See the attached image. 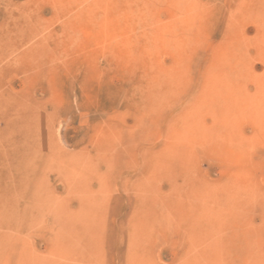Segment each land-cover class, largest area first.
<instances>
[{"label": "rangeland", "instance_id": "obj_1", "mask_svg": "<svg viewBox=\"0 0 264 264\" xmlns=\"http://www.w3.org/2000/svg\"><path fill=\"white\" fill-rule=\"evenodd\" d=\"M0 264H264V0H0Z\"/></svg>", "mask_w": 264, "mask_h": 264}]
</instances>
